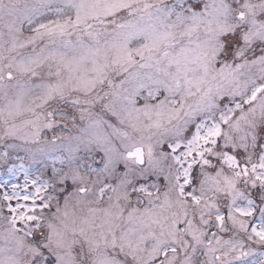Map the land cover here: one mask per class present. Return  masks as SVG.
<instances>
[{"label":"snow or ice","instance_id":"6c2138e0","mask_svg":"<svg viewBox=\"0 0 264 264\" xmlns=\"http://www.w3.org/2000/svg\"><path fill=\"white\" fill-rule=\"evenodd\" d=\"M0 264H264V0H0Z\"/></svg>","mask_w":264,"mask_h":264}]
</instances>
